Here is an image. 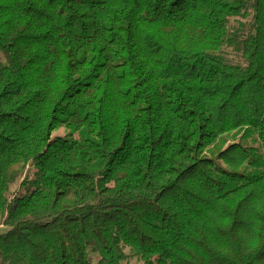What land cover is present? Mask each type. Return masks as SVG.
Returning a JSON list of instances; mask_svg holds the SVG:
<instances>
[{
	"label": "trees",
	"instance_id": "obj_1",
	"mask_svg": "<svg viewBox=\"0 0 264 264\" xmlns=\"http://www.w3.org/2000/svg\"><path fill=\"white\" fill-rule=\"evenodd\" d=\"M0 225V264H264V0H0Z\"/></svg>",
	"mask_w": 264,
	"mask_h": 264
},
{
	"label": "rangeland",
	"instance_id": "obj_2",
	"mask_svg": "<svg viewBox=\"0 0 264 264\" xmlns=\"http://www.w3.org/2000/svg\"><path fill=\"white\" fill-rule=\"evenodd\" d=\"M224 53L227 55V57H229V59L237 58L236 52L233 51L231 48H225ZM64 133L65 132L63 129H58V130L53 132V137L62 136ZM33 172H34V168L30 167V172H29L30 179L33 178ZM15 190H17V191L19 190L20 192L23 193L27 190V188H22L20 186V181H19L16 184H14V186H13V191H15ZM4 228H5L4 226L0 225V230L4 229ZM127 253L130 254L129 264H142V262L139 258L131 256V253L129 252V250H127ZM94 264H95V261H94Z\"/></svg>",
	"mask_w": 264,
	"mask_h": 264
}]
</instances>
